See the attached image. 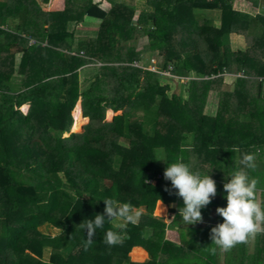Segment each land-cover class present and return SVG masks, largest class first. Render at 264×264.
Listing matches in <instances>:
<instances>
[{"label": "trees", "instance_id": "1", "mask_svg": "<svg viewBox=\"0 0 264 264\" xmlns=\"http://www.w3.org/2000/svg\"><path fill=\"white\" fill-rule=\"evenodd\" d=\"M246 1L256 14L234 0H145L138 12L136 0H64L47 11L50 0H0V264H168L170 249L191 264L221 263L229 252L208 250L216 223L182 226L177 243L153 210L157 200L183 206L167 164L228 182L249 150L264 198V0ZM86 18L98 21L94 34L76 35ZM151 58L158 71L132 65ZM168 67L177 77L160 73ZM105 198L143 210L141 220L109 247L105 215L85 251L78 225L103 214ZM135 245L148 253L142 263L129 258ZM237 247L226 263L264 264L259 246L250 256Z\"/></svg>", "mask_w": 264, "mask_h": 264}, {"label": "clouds", "instance_id": "2", "mask_svg": "<svg viewBox=\"0 0 264 264\" xmlns=\"http://www.w3.org/2000/svg\"><path fill=\"white\" fill-rule=\"evenodd\" d=\"M255 161V154H243L240 161L243 168L234 171L230 181L223 184L227 193V206L216 208V213L223 218V222L210 229L211 245L214 247L208 250L213 255L217 250L221 253L230 252L237 245L246 244L257 235L264 234V198L258 196L259 180L250 178L247 171L256 169ZM209 173L202 175L199 171H193L190 165L182 160L167 164L164 170L165 180L171 182L172 189L176 190L175 194L182 198L183 206L178 212L186 226L202 223L201 209L209 205L217 195L216 181ZM165 191L169 189L165 188ZM103 202V214H95L94 219H88L78 225L87 231L83 244L85 251L94 243L93 237L97 230L104 228L105 215L107 221L113 223L114 229L108 230L103 237L109 247L122 244L128 225H138L141 220L142 211L130 203L120 204L112 198H105Z\"/></svg>", "mask_w": 264, "mask_h": 264}, {"label": "crops", "instance_id": "3", "mask_svg": "<svg viewBox=\"0 0 264 264\" xmlns=\"http://www.w3.org/2000/svg\"><path fill=\"white\" fill-rule=\"evenodd\" d=\"M235 1L236 0H234V2ZM239 1L242 2V1H246V0H239ZM234 2H233V4H234ZM247 2L250 3L249 1H247ZM51 4L49 2L48 6L51 5ZM55 4H56L57 8L48 9V10H60V9H62L64 7V1H62V0H55V3L53 2V5H55ZM250 5H251V3H250ZM142 8H144V7H141L140 9H142ZM252 8L258 10V8L255 7V6H253ZM235 10H237V9H235ZM238 11H242V10H238ZM242 12H247V11H242ZM248 13H250V12H248ZM93 33H94V31H93ZM75 34L76 35L77 34L78 35L85 34V30L82 31L78 27L77 30L75 31ZM79 101L80 100H78L76 102V103H78L77 111L81 113V107H80V102ZM26 105L28 106V104H24L23 106H26ZM107 111H111V117L109 118L111 120L113 112H112L111 109H107ZM232 115L235 116V117H232V118H235V119L238 118V114L237 113L232 112ZM85 119L88 120L87 118H85ZM106 119H108V117ZM75 129H76V127H75ZM247 152L251 153V154H255V156L257 157V152L258 151L249 150V151H244L242 153L245 154ZM261 157H264V154L261 153ZM238 166H239L238 169H235V170H239V169L243 168L242 164H240ZM207 167L210 169L209 165H207ZM221 170H223V169H221V166H219L218 167V171H221ZM224 183H226V181L225 182H217L216 181L217 195L212 199V201H211V203L209 205H207L206 207L201 209L202 216H203V222L202 223H197V224H200V225L203 226V225H206V224H209V223H216V225H217V223H222L223 222V218L216 213V208L217 207H226L227 206V201L225 199L227 193L223 189V184ZM258 196H260V191L259 190H258ZM179 199H182V198L179 197ZM159 204H161L163 206L161 211L157 210ZM173 205H175V207H173ZM175 208H176V201L175 202H170V203H164L161 200H157V202L155 204V207H154V210H153V214L155 216H157V217L163 218V220H164V222L166 224L164 238L165 239H169V237H170L171 241L178 243L179 242V236H180L179 234H180V232H184L181 229H182V226H184L185 224L183 223L182 218L179 216V212L176 213L174 211ZM141 211H143V210H141ZM174 220L180 221V225H176L175 223L172 224L171 221H174ZM260 236L264 237V235H262V234ZM257 237H258V235L256 236L255 239H257ZM247 244L248 243H246V245ZM170 250L172 251V256H168L167 253H164L163 256H162V261L168 262V264H191V263L186 262V261H188L187 259L190 260L189 255L181 256L180 253H175L174 249H170ZM128 255H129V258H130L131 261L137 262V263H142L148 258L147 251L142 246H139V245L133 246L131 248V250L129 251ZM169 255H171V254H169Z\"/></svg>", "mask_w": 264, "mask_h": 264}, {"label": "rangeland", "instance_id": "4", "mask_svg": "<svg viewBox=\"0 0 264 264\" xmlns=\"http://www.w3.org/2000/svg\"><path fill=\"white\" fill-rule=\"evenodd\" d=\"M62 1H64V0H62ZM208 1H211V0H208ZM53 2L55 3V0H50V4L51 5H47V7H44L43 8V10L44 11H47L48 9H54V8H57V6H56V4L55 5H53ZM143 6H145V0H136V4H135V7H134V9H135V11H140V8L141 7H143ZM252 5H250V3H248L247 1H239V0H236L235 2H234V4H233V7L235 8V9H237V10H242V11H247V12H250V13H252V15H254V14H256L257 13V9H253L252 7H251ZM102 7L103 8H106V9H109L111 6L109 5V2H107V1H104L103 2V5H102ZM208 12V14H209V16L211 15V13H212V11H207ZM97 25H98V22H97V20H94L93 21V19H88V18H86V20H85V22H81V23H79L78 25H77V27H79V29H81L82 31H84L85 30V34L87 35V36H92L94 33H93V31H95L96 30V28H97ZM95 29V30H94ZM85 36V35H84ZM31 41L30 40H28V43H30ZM243 42H244V39H243V37L242 36H234L232 39H231V43H232V45H236V44H238V43H241V44H243ZM122 44L123 45H135V46H138V45H141V41H139V40H137V41H122ZM154 57V56H153ZM155 60L156 61V59L155 58H151L150 60H149V62H151V60ZM98 64V63H97ZM156 68V67H155ZM229 79L230 78H227L226 79V81H228L229 82ZM166 80V79H165ZM166 81H168V82H170V84H172L173 82H171V81H169V80H166ZM184 81H186V79H181V81L180 82H182V83H184ZM180 82H178V84H177V86L175 87L174 85H172V86H174L175 88H176V90H177V92H181V87H179V84H180ZM175 90V91H176ZM209 100L210 101H213V98L210 96L209 97ZM80 102V101H79ZM27 106V105H26ZM26 106H21L20 107V110L21 111H23V112H26V110H27V108H26ZM28 107V106H27ZM107 113H108V111L106 110L105 111V118H107ZM82 114V113H81ZM77 115H78V111H77ZM229 116L230 117H235L234 115H232V112L229 114ZM71 117H72V123H71V127H72V124L74 123V118H73V114L71 113ZM237 117V116H236ZM107 120H110V119H107ZM76 123H75V127H76V125H77V116H76V121H75ZM87 122V121H86ZM86 122H83L81 125H80V129H79V131H81L82 130V127H83V125H84V123H86ZM71 127H70V131H71ZM65 134H68V133H65ZM162 152H160V150L158 151V155H160ZM163 155V154H162ZM162 155H161V157H162ZM264 158V157H263ZM153 182V181H152ZM154 183V182H153ZM163 219V218H162ZM44 230H46V232L47 233H49V234H51V235H53V234H55L56 233V229L55 228H46V229H44ZM169 239H170V237H169ZM257 246H259L260 248H259V250L257 251L256 250V247ZM234 249L235 250H237L238 249V247L236 246V247H234ZM246 250H247V252H248V255L250 256L251 254H253V252H255V251H257V252H259L258 254H260V257H258V259L260 260V261H264V258H263V256H264V237L263 236H259V237H257V239H252L251 241L249 240V242H248V244H247V247H246ZM262 254V255H261ZM134 255V254H133ZM230 255H232V252H229L228 254H227V256H225L224 257V259L223 260H221L220 262V264H228V263H226L227 262V259H229L231 256ZM236 258H237V256H234V263H240V261L239 260H236ZM249 260H250V258H249ZM251 261V260H250Z\"/></svg>", "mask_w": 264, "mask_h": 264}, {"label": "built area", "instance_id": "5", "mask_svg": "<svg viewBox=\"0 0 264 264\" xmlns=\"http://www.w3.org/2000/svg\"><path fill=\"white\" fill-rule=\"evenodd\" d=\"M30 41H31L30 43L33 42V40H31V39H30ZM132 65H133V66H136V67L146 68V69H149V70H152V71H158L157 68H155V67H156V61L153 60V59L151 60V62H148L146 65H142L141 63H139V62H137V61H134V62L132 63ZM170 69H171V68L168 67L167 70L160 71V73H161L162 75H166V76H169V77H177V76L171 74ZM178 78H179L180 81H181V79H184V78H182V77H178Z\"/></svg>", "mask_w": 264, "mask_h": 264}, {"label": "bare ground", "instance_id": "6", "mask_svg": "<svg viewBox=\"0 0 264 264\" xmlns=\"http://www.w3.org/2000/svg\"><path fill=\"white\" fill-rule=\"evenodd\" d=\"M107 117H108V119L111 117V111H108Z\"/></svg>", "mask_w": 264, "mask_h": 264}]
</instances>
